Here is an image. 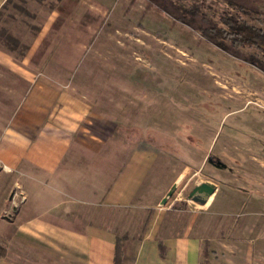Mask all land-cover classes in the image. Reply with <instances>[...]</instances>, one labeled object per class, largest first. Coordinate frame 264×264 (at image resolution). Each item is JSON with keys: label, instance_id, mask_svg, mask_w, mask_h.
Instances as JSON below:
<instances>
[{"label": "rangeland", "instance_id": "374dc122", "mask_svg": "<svg viewBox=\"0 0 264 264\" xmlns=\"http://www.w3.org/2000/svg\"><path fill=\"white\" fill-rule=\"evenodd\" d=\"M207 2L218 21L236 13ZM56 7L57 0H10L0 12V47L20 56ZM146 9L143 0H120L66 88L90 109L79 140L107 141L101 160L146 176L121 223L115 214L118 236L142 237L158 221L170 234L199 236L211 264H264V74L187 26L172 29L165 14L144 17ZM80 149L86 160L92 150ZM206 182L217 191L200 206L189 194ZM84 216L87 223L91 212ZM16 232L0 222V264H63L43 243L15 244Z\"/></svg>", "mask_w": 264, "mask_h": 264}, {"label": "crops", "instance_id": "0c3cea01", "mask_svg": "<svg viewBox=\"0 0 264 264\" xmlns=\"http://www.w3.org/2000/svg\"><path fill=\"white\" fill-rule=\"evenodd\" d=\"M9 1L0 0V12ZM118 3L57 0L20 56L0 47V162L10 169L0 174V222L15 228V244L43 243L63 264H115V214L121 223L146 177L101 160L107 141L79 140L90 109L66 91ZM83 147L92 150L86 160ZM164 226L154 221L142 237L122 238V264L211 261L199 236Z\"/></svg>", "mask_w": 264, "mask_h": 264}, {"label": "trees", "instance_id": "16d2710c", "mask_svg": "<svg viewBox=\"0 0 264 264\" xmlns=\"http://www.w3.org/2000/svg\"><path fill=\"white\" fill-rule=\"evenodd\" d=\"M146 14L156 10L171 19V28L177 24L199 33L202 40L235 60L258 69L264 74V12L259 8L264 0H216L223 1L236 13L223 12L219 21L211 16L212 4L207 0H143ZM246 51H254L248 53ZM205 255L209 256L207 247ZM123 240L117 239L115 264H122ZM205 264H210L206 261Z\"/></svg>", "mask_w": 264, "mask_h": 264}, {"label": "water", "instance_id": "95a60500", "mask_svg": "<svg viewBox=\"0 0 264 264\" xmlns=\"http://www.w3.org/2000/svg\"><path fill=\"white\" fill-rule=\"evenodd\" d=\"M180 183H181V179H179L173 185L170 192L168 193V197L162 200L160 204L161 207H164L167 204L168 199L173 196ZM216 191H217L216 184L210 182L202 183L196 186L194 190L189 194V199L200 206H205L209 203L210 199L213 197Z\"/></svg>", "mask_w": 264, "mask_h": 264}]
</instances>
